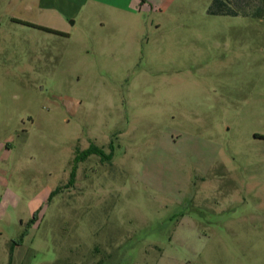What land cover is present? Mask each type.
Instances as JSON below:
<instances>
[{"label": "rangeland", "instance_id": "374dc122", "mask_svg": "<svg viewBox=\"0 0 264 264\" xmlns=\"http://www.w3.org/2000/svg\"><path fill=\"white\" fill-rule=\"evenodd\" d=\"M37 1L0 0V264H264L261 10L59 35Z\"/></svg>", "mask_w": 264, "mask_h": 264}, {"label": "crops", "instance_id": "0c3cea01", "mask_svg": "<svg viewBox=\"0 0 264 264\" xmlns=\"http://www.w3.org/2000/svg\"><path fill=\"white\" fill-rule=\"evenodd\" d=\"M195 0H38L36 5L41 18L36 24L61 33H68L70 24L68 19L86 17L97 19L107 14L110 22L123 21L122 16H133L141 22L140 16H146L152 12L160 14L169 11H182L193 6ZM214 12H225V14H210ZM244 9H253V16H257V10H261L264 16V0H210L207 7V14L211 16H239ZM245 14L244 12L242 15ZM248 14V13H247ZM114 15V17L112 16ZM139 17V18H138ZM34 24V23H32ZM160 26V23H156ZM6 138L0 139V152H4ZM7 170L0 168V236L8 224L9 208L6 199H18L17 193L8 186ZM20 226V225H19ZM17 248L20 245L15 244ZM15 250V249H14ZM14 251H12L13 257Z\"/></svg>", "mask_w": 264, "mask_h": 264}, {"label": "trees", "instance_id": "16d2710c", "mask_svg": "<svg viewBox=\"0 0 264 264\" xmlns=\"http://www.w3.org/2000/svg\"><path fill=\"white\" fill-rule=\"evenodd\" d=\"M210 14H225V12H214L213 9L209 10ZM24 24L28 25V26H32V27H36L39 28L41 30H44L46 32H50V33H54V34H59V35H64V33L58 32L56 30L41 26V25H37V24H32V23H28V22H24ZM98 155L101 156L104 159H107L106 154L104 153L103 150H101L100 148L91 145L87 150L83 151L82 156L79 159H85L87 157H89L90 155ZM74 176V174H73ZM59 191V189L55 190L52 195H55L57 192ZM12 254V253H11Z\"/></svg>", "mask_w": 264, "mask_h": 264}]
</instances>
